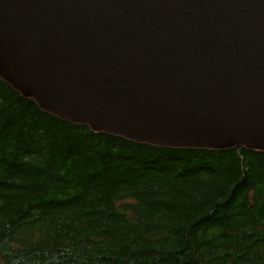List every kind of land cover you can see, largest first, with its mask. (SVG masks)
<instances>
[{
  "label": "trees",
  "instance_id": "trees-1",
  "mask_svg": "<svg viewBox=\"0 0 264 264\" xmlns=\"http://www.w3.org/2000/svg\"><path fill=\"white\" fill-rule=\"evenodd\" d=\"M0 264H264V151L94 132L0 78Z\"/></svg>",
  "mask_w": 264,
  "mask_h": 264
},
{
  "label": "water",
  "instance_id": "water-1",
  "mask_svg": "<svg viewBox=\"0 0 264 264\" xmlns=\"http://www.w3.org/2000/svg\"><path fill=\"white\" fill-rule=\"evenodd\" d=\"M0 78L94 132L264 151V0H0Z\"/></svg>",
  "mask_w": 264,
  "mask_h": 264
}]
</instances>
